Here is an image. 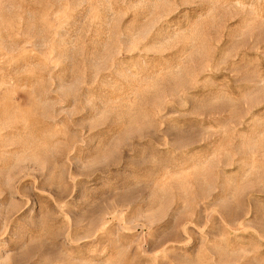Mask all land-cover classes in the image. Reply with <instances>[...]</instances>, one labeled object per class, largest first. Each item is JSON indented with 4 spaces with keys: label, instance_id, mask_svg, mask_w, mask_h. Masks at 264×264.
<instances>
[{
    "label": "rangeland",
    "instance_id": "obj_1",
    "mask_svg": "<svg viewBox=\"0 0 264 264\" xmlns=\"http://www.w3.org/2000/svg\"><path fill=\"white\" fill-rule=\"evenodd\" d=\"M0 264H264V0H0Z\"/></svg>",
    "mask_w": 264,
    "mask_h": 264
}]
</instances>
